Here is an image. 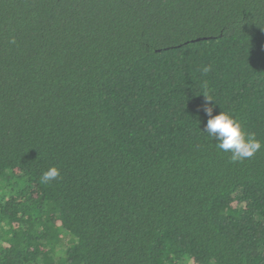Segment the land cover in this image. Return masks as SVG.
I'll return each instance as SVG.
<instances>
[{"label":"trees","instance_id":"1","mask_svg":"<svg viewBox=\"0 0 264 264\" xmlns=\"http://www.w3.org/2000/svg\"><path fill=\"white\" fill-rule=\"evenodd\" d=\"M0 264H264V0H0Z\"/></svg>","mask_w":264,"mask_h":264},{"label":"clouds","instance_id":"2","mask_svg":"<svg viewBox=\"0 0 264 264\" xmlns=\"http://www.w3.org/2000/svg\"><path fill=\"white\" fill-rule=\"evenodd\" d=\"M15 43V40H11ZM199 71L207 75L213 71L212 65H201ZM205 97V106L203 111L208 116L207 123L203 133H207L216 141V147L222 152L230 153L231 162H242L253 157L262 148L261 142L256 138L255 133L244 131L241 123L231 114L221 111L213 115L216 105L214 98L208 94H202ZM215 102L212 104L211 102ZM60 177V170L53 166L44 171L40 176V181L48 184Z\"/></svg>","mask_w":264,"mask_h":264}]
</instances>
